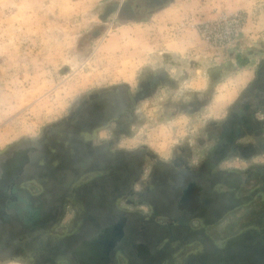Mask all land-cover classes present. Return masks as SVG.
Instances as JSON below:
<instances>
[{"label": "rangeland", "instance_id": "rangeland-1", "mask_svg": "<svg viewBox=\"0 0 264 264\" xmlns=\"http://www.w3.org/2000/svg\"><path fill=\"white\" fill-rule=\"evenodd\" d=\"M262 104L264 0H0V168L29 159L15 183L45 221L0 217V264L84 263L73 251L121 219L128 240L109 264H214L217 248L264 231V152L222 164L236 193L214 195L203 218L165 198L179 190L166 175L177 158L199 165L236 107L264 119ZM121 152L148 194L114 189Z\"/></svg>", "mask_w": 264, "mask_h": 264}, {"label": "flooded vegetation", "instance_id": "flooded-vegetation-1", "mask_svg": "<svg viewBox=\"0 0 264 264\" xmlns=\"http://www.w3.org/2000/svg\"><path fill=\"white\" fill-rule=\"evenodd\" d=\"M154 84L155 81L153 80L146 82L144 91L146 92L153 89ZM236 108L238 111L234 112L231 118H226L218 126L219 131L214 134L216 137L215 144L199 165L190 166L187 163V158H177L173 160V163L176 164L175 172L173 175L167 174L166 180L168 181L169 179L172 181L179 190L174 197L165 195V198H171V200L176 199L177 208L183 213V216L203 218L212 215L215 212L213 211L215 206L214 195L221 194L230 196L236 193V189L227 188L224 179H239V173L233 170L220 168L222 164L228 160L250 158V156H257L264 152V119L251 116L253 110L250 105ZM259 110L264 111V104L259 106ZM119 113H117V115H121V119H125L124 116L122 117L123 112ZM77 117L78 116H76L75 120L72 119V121L75 122ZM108 118H110V116H103L97 124H92L91 121V127L102 128L106 124ZM121 153H125V155L119 156V153H117L116 158L117 162H122L124 164V167L121 169V175L119 174L116 177V179H118V188H127L128 192L135 196H144L148 194L151 191V186H145L144 189L138 193L134 192L132 188L133 183L138 180L143 171V165H138L137 163V165L134 164L135 166H133L131 162L137 160V156L126 152ZM126 157L131 164H125V162H123ZM63 158H65V154L62 156V159ZM28 163V158L25 157L21 159L15 156L7 159L0 168V217H2L4 222L5 217L9 215V211H13L25 228L28 226H42V222H45L41 217L40 209L32 204V199L29 196L27 198H21L18 194L19 186L15 183V179L20 176L21 171L25 169ZM102 169L103 174L101 173L98 179H100V181L106 180L107 178L109 179L108 175H112L111 170H107L106 167ZM258 176V179L264 183V171H261ZM217 178L219 180H217ZM214 182H216L217 185L221 183L222 188H217L215 191L211 192L212 197H210L207 195V192H205L207 188L205 184H213ZM129 184H131V186ZM162 184L166 185L167 182L162 181L161 185ZM162 194L164 195V193ZM22 212L23 214H21ZM5 222V224H8L7 220ZM124 226L125 219H121L119 222H116V224H112L101 230L94 238L83 242V244L78 247L77 251H73L74 254L77 253V255L81 256V259L84 260V263L79 262V264H109L111 261V253L115 251L120 242H126L128 240H125L123 236ZM31 230H33V228ZM13 245L17 244L14 243ZM9 246V239L0 240V253L2 250L9 248Z\"/></svg>", "mask_w": 264, "mask_h": 264}, {"label": "trees", "instance_id": "trees-1", "mask_svg": "<svg viewBox=\"0 0 264 264\" xmlns=\"http://www.w3.org/2000/svg\"><path fill=\"white\" fill-rule=\"evenodd\" d=\"M114 155L117 156L116 153ZM113 163L114 161L106 167L107 170H111V165L115 164ZM118 187L117 185L114 189ZM89 219L93 220L91 215ZM246 242L250 245L247 246ZM219 248L216 249L218 254L215 252L214 264H264V231H245L237 239L228 241L222 249Z\"/></svg>", "mask_w": 264, "mask_h": 264}]
</instances>
